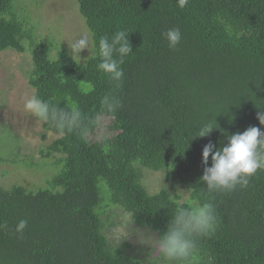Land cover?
<instances>
[{"label":"trees","instance_id":"trees-1","mask_svg":"<svg viewBox=\"0 0 264 264\" xmlns=\"http://www.w3.org/2000/svg\"><path fill=\"white\" fill-rule=\"evenodd\" d=\"M76 1L90 38L82 60L54 36L38 39L16 0H0V51L30 52L25 72L34 94L61 108L75 102L87 128V135H59L43 122L60 137L40 150L41 161L4 152L0 141L1 165L50 169L42 186L0 185V223L8 226L0 230V264H167L126 240L111 241L108 230L117 224L109 216L128 215L159 239L177 209L205 202L214 205L217 228L199 240L192 264H264V170L226 194L209 193L200 180L205 144L221 147L249 126L264 130L257 119L264 110V0H189L182 9L177 0ZM169 28L182 34L175 48L162 35ZM120 30L132 53L117 87L97 68L98 41ZM106 94L119 101L114 112L102 109ZM103 117L109 123L96 138ZM215 120L218 129L190 140ZM145 171L162 173L168 185L151 191ZM21 219L28 224L18 235Z\"/></svg>","mask_w":264,"mask_h":264},{"label":"clouds","instance_id":"clouds-1","mask_svg":"<svg viewBox=\"0 0 264 264\" xmlns=\"http://www.w3.org/2000/svg\"><path fill=\"white\" fill-rule=\"evenodd\" d=\"M188 3L189 0H177L181 9ZM162 35L169 48H175L182 38L179 28H169ZM68 45L72 58H81L82 50H89L90 40L88 35L82 34ZM98 49V70L107 74L118 87L124 78L121 65L125 57L132 53L128 33L120 30L111 38L101 36ZM58 105L59 103L43 100L33 94L24 98L23 110L39 121L53 125L59 135L73 132L87 135L85 118L78 105L71 101H65L63 108ZM101 106L108 112H114L119 106V101L112 94H106L101 99ZM257 119L259 124L264 126V110L257 113ZM217 125L216 120L215 124L211 121L204 122L190 140L208 137L214 129L219 128ZM226 138L227 143L221 147L209 141L202 148V163L205 167L200 180L206 185L209 193L226 194L235 191L237 187L245 189L257 171L264 170V130L249 126L243 132L227 135ZM27 224V220H19L14 229L15 233L22 235ZM7 227L6 223H0V230ZM216 228L217 216L212 203L181 207L172 216L166 232L158 239L160 254L167 264H192L199 252V240L211 237Z\"/></svg>","mask_w":264,"mask_h":264},{"label":"rangeland","instance_id":"rangeland-1","mask_svg":"<svg viewBox=\"0 0 264 264\" xmlns=\"http://www.w3.org/2000/svg\"><path fill=\"white\" fill-rule=\"evenodd\" d=\"M16 10L21 19L34 26L35 35L39 39L54 36L71 52L69 45L82 34H88L82 17L77 15L78 4L76 0H16ZM89 37V35H88ZM90 40V38H89ZM88 49L82 50L79 60L85 59ZM32 55L28 51H0V141L5 149H16L19 158L23 155L31 156L41 161L40 150L45 149L60 136L50 129H45L43 122L26 114L23 102L26 96L34 94L33 88L27 81L25 70L31 64ZM26 70V71H27ZM95 131V137L100 138L104 133L109 119L100 118ZM3 170L8 172L3 173ZM48 168H24L9 164H0V185L10 187L13 184L43 185L45 172ZM145 181L151 191H157L162 185H168L160 172L145 171ZM181 190V189H180ZM183 199H187V191L181 190ZM110 222L117 225L108 230L111 241L126 240L134 250L142 249L150 259L161 256L158 246L157 234L151 230L140 229L134 226L128 215H110Z\"/></svg>","mask_w":264,"mask_h":264}]
</instances>
